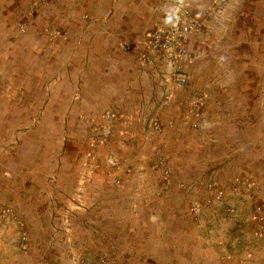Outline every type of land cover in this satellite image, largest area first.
I'll use <instances>...</instances> for the list:
<instances>
[{
    "label": "crops",
    "instance_id": "1",
    "mask_svg": "<svg viewBox=\"0 0 264 264\" xmlns=\"http://www.w3.org/2000/svg\"><path fill=\"white\" fill-rule=\"evenodd\" d=\"M173 5L63 0L53 41L0 35V119L31 122L7 146L0 122V264H264L190 223L264 220V0H186L183 84L142 59Z\"/></svg>",
    "mask_w": 264,
    "mask_h": 264
},
{
    "label": "rangeland",
    "instance_id": "2",
    "mask_svg": "<svg viewBox=\"0 0 264 264\" xmlns=\"http://www.w3.org/2000/svg\"><path fill=\"white\" fill-rule=\"evenodd\" d=\"M63 10L65 7L63 6V0H0V35L3 40H10V35L13 33H19L21 35H26L27 32H42L45 33L44 39H36V40H54V36L58 33V31L63 28L61 25H64L65 22L63 20ZM185 11L187 12L186 0H185ZM188 13V12H187ZM82 17V16H81ZM83 19V18H82ZM154 29V28H153ZM16 35V34H15ZM15 87L5 86L2 87L3 94L11 95L12 91ZM7 102L0 103L1 106L5 107ZM28 118H7L4 117L0 119L4 124V142L7 146L8 144L13 143L12 137L6 133V130L12 126V122L14 121L17 126V132L20 133V139L18 138L17 133L15 134L16 141H21L25 143L29 140L28 127L31 125L29 123ZM214 191L217 187H213ZM210 202L208 204L214 205L220 202L219 194H214L213 198H210ZM232 200L230 204H233ZM198 210V209H197ZM196 212V216L190 219V223L197 224L200 231L197 232V235H201V237H205L208 240H216L214 233H216V237L219 239L221 234L224 237H229L230 241H232L226 248V250L231 248L235 252V241L236 239L241 240L239 235L242 234L241 229L244 232L248 231L250 237H246L243 240L244 245H254L257 247H264V220L259 215H251V213L247 214V219L241 224L239 220L241 218L240 215H235L233 211H227L226 213H211V214H198ZM186 216V215H185ZM207 219V220H206ZM245 219V217H244ZM186 220V219H185ZM209 220V221H208ZM208 223V224H207ZM247 224L250 228H247ZM211 229L212 232L211 237L206 236L204 229ZM251 229L253 231H251ZM25 230H20V239L22 242L25 239ZM253 235V236H252ZM253 237V238H252ZM199 245V241H197ZM23 248V247H22ZM200 250H204L203 247H200ZM239 248V245H238ZM262 255V254H261ZM198 258V257H197ZM182 264V263H181ZM184 264V263H183ZM195 264H236L235 261H230L226 263L217 262H209L204 261L203 258L197 259Z\"/></svg>",
    "mask_w": 264,
    "mask_h": 264
},
{
    "label": "built area",
    "instance_id": "3",
    "mask_svg": "<svg viewBox=\"0 0 264 264\" xmlns=\"http://www.w3.org/2000/svg\"><path fill=\"white\" fill-rule=\"evenodd\" d=\"M195 30V25L185 11V0H174L168 17L146 34L144 46L147 53L142 55V59L161 64L176 82L185 83L186 75L180 64L188 58L186 38Z\"/></svg>",
    "mask_w": 264,
    "mask_h": 264
}]
</instances>
